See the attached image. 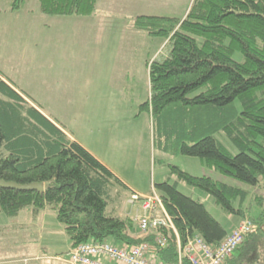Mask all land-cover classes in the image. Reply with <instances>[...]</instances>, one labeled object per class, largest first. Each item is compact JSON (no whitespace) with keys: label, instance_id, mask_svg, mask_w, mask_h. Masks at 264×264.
<instances>
[{"label":"trees","instance_id":"trees-1","mask_svg":"<svg viewBox=\"0 0 264 264\" xmlns=\"http://www.w3.org/2000/svg\"><path fill=\"white\" fill-rule=\"evenodd\" d=\"M25 1L11 0V11H19ZM97 2L37 0L47 17H90ZM132 26L170 45L168 56L149 66V98L140 106L160 142L166 140L163 150L198 158L223 176L264 188V0H192L181 20L139 16ZM236 53L240 61L234 59ZM219 132L237 154L215 138ZM169 168L178 182L205 192L225 213L254 225L224 264H264V197L252 198L259 209L252 217L250 208L242 207L245 190ZM0 179L44 185L42 193L0 188V215L12 218L24 209L37 213L50 208L69 239V251L84 243H144L155 248L153 258L159 263L177 264L178 243L183 248L198 236L214 248L228 234L203 203L165 181L154 185V192L174 229L155 227L141 236L133 216L107 212L114 186L122 183L1 76ZM180 262L190 264L186 257Z\"/></svg>","mask_w":264,"mask_h":264},{"label":"rangeland","instance_id":"rangeland-1","mask_svg":"<svg viewBox=\"0 0 264 264\" xmlns=\"http://www.w3.org/2000/svg\"><path fill=\"white\" fill-rule=\"evenodd\" d=\"M191 2L192 0H99L93 17H64L57 24H54L56 19L51 18L52 26L44 32L43 25L35 17L39 13L38 6L33 7L37 4L36 0H26L18 17L6 14L10 13L6 10L11 0H1L5 29L0 35V48L28 51L29 61H32L35 54L37 65L44 66L50 61L66 65L68 83L71 84L74 80L72 84H80L77 87L80 99L75 106L74 117L65 116L58 120L69 126L71 133L85 142L92 152L104 158L128 189L151 194L154 185L165 181L169 184L176 183L181 194L203 203L209 214L229 232L241 218L225 213L205 192L178 182L171 175L169 167L176 166L191 176L209 177L245 190L248 198L242 207L250 208L252 217L259 213V209L251 202L252 198L256 194L264 197V188L252 187L223 176L205 166L198 158L164 151L166 140L162 138L160 142L150 115L140 110V106L149 98L148 70L153 61L151 58L158 48L162 54L170 52V45L168 40L153 38L134 30L133 20L139 16L181 20ZM10 24L23 27L17 33L19 38L12 39L8 30ZM38 28L41 34L38 33ZM53 48H59L60 53L53 55ZM19 57L17 62L28 61L23 60L24 55ZM241 58L240 54L234 55L237 61ZM40 77H35L34 81L43 83V75ZM69 96L70 90L66 95L59 94L56 103L38 101V104L45 112L53 111L63 115L75 105ZM214 136L232 155L237 154L223 132ZM133 192L135 193L120 185L114 186L107 212L131 213L134 218L136 206L132 207L128 204L129 201L126 202ZM233 205L238 207L239 201ZM243 220L249 221L246 217L241 221ZM0 236L1 247L12 244V233L3 231ZM50 236L44 235V239L54 238L56 250H61L58 254L65 256L70 246L66 234ZM8 251L3 250V254L7 255Z\"/></svg>","mask_w":264,"mask_h":264},{"label":"crops","instance_id":"crops-1","mask_svg":"<svg viewBox=\"0 0 264 264\" xmlns=\"http://www.w3.org/2000/svg\"><path fill=\"white\" fill-rule=\"evenodd\" d=\"M37 6L38 3L33 7H37ZM1 8L2 7H0V35L3 33L5 29V23L3 19L4 17L2 16L5 13ZM38 11H39V7H38ZM6 12H10V13H6L10 17H18L20 11H16V12L11 11V4L9 3V8H7ZM35 17L36 20H39V24L43 25L42 29L44 30V32L45 30H49L50 26H52V24H50L51 18L56 19L54 24H57L58 20L64 18V17H55V18L47 17L41 14L40 11L39 13H37ZM90 17H93V15ZM22 28L10 24L8 30L10 31L12 39L19 38L17 33L21 31ZM38 33L41 34L40 29ZM44 37H45V33H44ZM56 38L59 40L58 36ZM52 50H53L52 51L53 55L57 54V52L60 53L59 48H53ZM158 50L152 56L151 60L164 59L169 54V52L168 53L165 52L164 54H162V52ZM23 55L25 56L23 60L28 59V61L17 62L18 57L19 56L21 57ZM56 57H58V55ZM35 60H36V56L35 54H33L32 61H29L28 51H23V50L18 51L13 49L0 48V76L7 85L12 87V89H14L18 94L24 97V99H26L27 101L30 100L33 103H35L45 116L63 125L66 132L70 135V138L73 141L77 142L80 146H82L85 150H87L92 156H94L99 162H101L104 166H106L109 169V171L119 180L118 177L119 175L116 174L117 172L113 170V168H111V166H109V164H107L106 161L103 160L104 158L92 152V150L88 147V145L84 144L85 142L79 140L74 136V134L71 133L69 126L65 125L63 121L58 120V118H62L65 116L67 118L74 117L75 109H76L75 106L77 105L80 99V95H77L78 94L77 87L80 86V84H77L76 82L75 84H72L74 80L72 81L71 84L68 83L66 79L67 73H66L65 64L60 65V63L57 61L55 62L50 61L48 64L43 66L41 64L37 65L35 63ZM33 74L36 76L32 77L31 75ZM42 75L44 77V80L42 81L43 83L38 82V80L34 81L35 77L41 78L40 76ZM69 90H70L69 98L72 99L73 101L72 103H74L75 105L72 106L71 110H68V113H65L63 115H58L53 111L48 113L43 111L38 104V101H45L47 103L49 102L56 103L57 99H59V94L63 93V95H66L69 92ZM76 117L79 116L76 114ZM122 185L126 190L135 191V193L142 196H149L155 193L154 189L152 190L151 194H145L144 192L141 191L139 192L136 190L128 189V187L123 183ZM128 199L126 202H128ZM137 211L139 212L138 208H136L135 210L136 214H138ZM128 215H131V213H129ZM240 221L241 220H239V222ZM239 222L234 224L233 225L234 227L231 228V230L234 229ZM3 231H8L9 233H12L14 236H13V242L12 244H10V246L7 247L0 246V264H67L66 255L62 256L61 254H58L60 253L59 251L61 250H56L57 249V247L55 246L56 244L55 242H53L54 238L46 239V240L44 239V235H51L50 237H52V236H59V234L64 233L62 226L58 223L56 219L55 213L50 208H44L38 211L37 213L33 212L31 209H24L20 211L16 217H13V219H11V217L5 218L2 215H0V235L3 233ZM230 231L227 233L229 234ZM6 249L9 251L7 255H4L3 250Z\"/></svg>","mask_w":264,"mask_h":264},{"label":"built area","instance_id":"built-area-1","mask_svg":"<svg viewBox=\"0 0 264 264\" xmlns=\"http://www.w3.org/2000/svg\"><path fill=\"white\" fill-rule=\"evenodd\" d=\"M128 201L132 207H140L134 221L141 236L155 227L166 226L174 229L161 199L155 193L149 196L132 193ZM157 210L161 216H152ZM253 230L254 225L243 220L214 248L198 236H194L183 248L178 243L177 264H181V257H186L190 264H224ZM159 245L162 247L164 241H159ZM154 254L155 248L144 243L135 246H117L112 242L84 243L72 248L66 255V261L67 264H161L153 258Z\"/></svg>","mask_w":264,"mask_h":264},{"label":"water","instance_id":"water-1","mask_svg":"<svg viewBox=\"0 0 264 264\" xmlns=\"http://www.w3.org/2000/svg\"><path fill=\"white\" fill-rule=\"evenodd\" d=\"M0 188L2 189H12L17 191H28V192H43L44 185L42 183H31L27 185H19L14 182H6L0 179Z\"/></svg>","mask_w":264,"mask_h":264}]
</instances>
